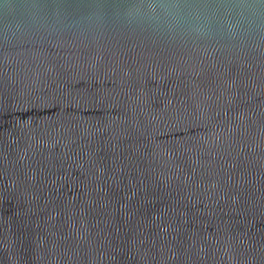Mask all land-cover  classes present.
Segmentation results:
<instances>
[{"label": "water", "instance_id": "water-1", "mask_svg": "<svg viewBox=\"0 0 264 264\" xmlns=\"http://www.w3.org/2000/svg\"><path fill=\"white\" fill-rule=\"evenodd\" d=\"M0 264H264V0H0Z\"/></svg>", "mask_w": 264, "mask_h": 264}]
</instances>
